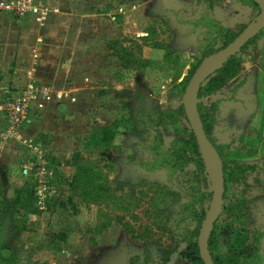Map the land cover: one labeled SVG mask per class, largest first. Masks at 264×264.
<instances>
[{
    "label": "rangeland",
    "instance_id": "374dc122",
    "mask_svg": "<svg viewBox=\"0 0 264 264\" xmlns=\"http://www.w3.org/2000/svg\"><path fill=\"white\" fill-rule=\"evenodd\" d=\"M84 2L89 14L80 23L86 26L80 35L91 38L92 53L85 59L75 57L90 64L91 70L86 84L76 80L70 86L81 108L74 145L47 158L29 146L33 141H28L34 139H17L19 130L14 133L7 123L0 125L1 158L11 152L16 165L15 173L0 179L1 193L13 198L23 188L19 218L33 230L14 232L9 244L20 264H191L181 256L195 240L196 223L188 215L187 204L211 195L206 207L212 214V183L198 165L189 162L181 170H171L148 148L157 127L162 141L159 152L164 158H174L176 132L185 133L190 127L186 112L179 109L184 78L218 26L237 34L255 25L261 10L251 0L79 3ZM221 44L219 40L216 47ZM238 56L243 67L239 76L202 97L206 104L217 101L219 105L209 134L213 144L223 147L225 160L252 167L239 180L226 182L225 196L243 208L241 215L233 213L229 219L224 215L215 226L219 245L225 240L240 244L238 235L247 243L254 233L264 232V35ZM172 113L176 120L169 117ZM112 123L115 136L105 153L101 129ZM135 130L141 136H135ZM75 153L80 154L81 172L94 178L74 192L69 183L77 175L76 166L71 165ZM38 156L43 158L38 165L50 164L60 176L56 196L65 207H56L51 214L33 205L31 186L25 183ZM64 228H71V233L63 252L56 254L47 235ZM259 255L264 264V235Z\"/></svg>",
    "mask_w": 264,
    "mask_h": 264
},
{
    "label": "trees",
    "instance_id": "16d2710c",
    "mask_svg": "<svg viewBox=\"0 0 264 264\" xmlns=\"http://www.w3.org/2000/svg\"><path fill=\"white\" fill-rule=\"evenodd\" d=\"M260 10L261 3L257 0H251ZM247 27H243L242 30L237 34H231L230 32L224 30L221 26L214 31V33L207 39L203 50L201 51L200 60L192 66L189 76L184 78L185 86L181 90L182 100L186 95V88L189 84L190 79L198 70L201 64H203L209 57L215 55L220 52L224 48H226L230 43H232L237 37L243 34L246 31ZM264 35V27L261 28L258 33L252 37L247 43H245L237 52L233 53L231 56L225 59H221L217 66H215L212 72L207 76V78L202 82V84L198 87L196 92V110L199 117V120L202 125V129L206 135V137L210 140L216 152L219 155L221 162V174H222V200L219 212L210 226L208 240H207V248L210 255V258L213 264H260L262 261V257L259 255V243L261 237L264 235L263 233H254L252 235V239L250 242L243 241L241 236L238 235V245L234 242H228L225 240L221 245H219L215 226L222 221L224 215L227 217L225 219H229L233 213L235 215H241L242 206H239L235 202L233 198H228L225 196L226 190V182L239 180V176L243 172H247L252 169V167L248 165H241L232 163L227 161L223 157V147L215 146L211 139L209 138V134L212 130L213 122L215 119V115L218 111V102H210L206 104L202 101V97L204 95L214 94L219 91L222 87L226 86L229 82L234 81L241 71L243 70L241 58L238 56L239 51L243 50L247 45L252 44L257 38ZM221 40V45L216 47L217 43ZM185 114V106L179 108ZM171 119L176 120L177 117L175 113L170 114ZM185 118L189 122L187 116ZM158 127L161 125L160 117L158 116ZM190 124V122H189ZM116 126L115 123L104 126L101 129V144L104 148V152L107 153L112 145V141L115 136ZM156 135L153 138V144L149 149L151 153L157 158L164 162H167L171 170L175 168H179L180 170L185 167L189 162L195 165H198L204 174L210 178L212 185V193L214 189V162L207 155L204 147L196 140L194 136V132L192 126L188 130H185V133L176 132L177 138L174 141V152L173 159L164 158L159 152L161 135L159 134V130L155 129ZM133 134L135 136H141V132L134 131ZM71 165L76 166L77 175L73 176L69 186L72 191H76L77 189H83L86 184L91 183L94 178L93 174H83L81 172V168L79 167L80 162V154L75 153L72 156ZM156 163V162H155ZM37 166L33 167V170L29 172V177L25 180V183L31 186L32 194V203L36 207L39 204L43 207V210L46 213L51 214L52 211L57 207L63 208L65 207V202L59 200L56 196L57 188L59 187L60 179L59 172L53 168L52 166H46L48 172H52L51 177L44 176L47 186V191L45 198L42 202L39 201L38 196L36 195L37 187H38V178L36 177ZM85 188V187H84ZM3 186L0 183V264H20L19 257L16 256L15 251L13 250V246L9 244V238H13V233H22V232H30L33 231L31 228L27 226V222L25 220H20L21 217V207L22 204V193L23 188H21L15 197L13 198H4L2 195ZM211 195H208L207 200L201 199L199 201H193L187 204L188 215L195 221L196 227L194 229V243L191 246H188L184 252H182L181 256L191 264H205L203 258L199 251L198 246V237L200 230L202 228L203 222L206 220L208 216V206L206 207V202L210 200ZM67 202L71 203L70 198H67ZM225 201H228L229 204L226 205ZM232 202V203H231ZM42 211V210H39ZM224 219V218H223ZM7 222H10V225H6ZM3 232L6 233V237L3 236ZM71 233V228H64L57 230L55 232H51L47 235V241L52 249V251L56 254H61L64 250V246L66 244L67 238Z\"/></svg>",
    "mask_w": 264,
    "mask_h": 264
},
{
    "label": "crops",
    "instance_id": "0c3cea01",
    "mask_svg": "<svg viewBox=\"0 0 264 264\" xmlns=\"http://www.w3.org/2000/svg\"><path fill=\"white\" fill-rule=\"evenodd\" d=\"M41 1L49 11L41 21L33 14L23 17L0 14V98L8 90L36 94L16 138L34 139L28 141H33L29 146L50 158L58 155V150L74 145L75 122L81 108L70 86L77 83L76 80L86 84L90 80L87 71L91 70L90 64L76 60L75 56L85 59L92 53V43L91 38L80 35L86 27L80 23L89 14L84 6L86 2ZM130 6L136 8V4ZM41 92L45 98H41ZM10 94L5 95L3 101ZM2 119L0 125L6 123L3 114ZM15 170L12 153L8 152L5 158H1L0 153V179Z\"/></svg>",
    "mask_w": 264,
    "mask_h": 264
},
{
    "label": "water",
    "instance_id": "95a60500",
    "mask_svg": "<svg viewBox=\"0 0 264 264\" xmlns=\"http://www.w3.org/2000/svg\"><path fill=\"white\" fill-rule=\"evenodd\" d=\"M261 3V15L257 23L250 28H247L246 31L237 37L232 43H230L226 48L216 53L215 55L209 57L203 64L200 65L198 70L192 76L189 81V84L186 88V95L184 96V101L182 102L185 106L186 116L192 126L194 136L196 140L204 147L207 155L214 162V189H213V204L214 210L212 214L208 213L206 220L203 222L202 228L198 237V246L200 254L203 258L205 264H213L208 248L207 240L212 222H214L221 205L222 200V174H221V162L218 153L213 147L210 140L206 137L201 122L199 120L196 102L193 103V100H196V92L198 87L202 82L207 78V76L212 72L213 68L218 65L221 59L228 58L233 53L237 52L245 43H247L252 37H254L258 31L264 27V0H257ZM197 101V100H196ZM195 105V113L192 111V106Z\"/></svg>",
    "mask_w": 264,
    "mask_h": 264
},
{
    "label": "built area",
    "instance_id": "2783aa9c",
    "mask_svg": "<svg viewBox=\"0 0 264 264\" xmlns=\"http://www.w3.org/2000/svg\"><path fill=\"white\" fill-rule=\"evenodd\" d=\"M122 10H120L121 12ZM48 7L41 0H0V14H11L15 17H23L27 14H33L37 16L38 20H43L48 14ZM115 17H113V20ZM44 93L41 92V98L44 97ZM37 98L36 94L31 91H18L11 93L8 98L4 101L1 106V112L4 115L5 121L11 132L16 133L23 123L27 120L29 109L32 101ZM36 151V150H35ZM41 155L40 151H37ZM43 159L42 156L36 158L37 173L36 177L38 178V187L36 195L39 198V201L45 198L47 186L44 176L51 177V173L47 171L44 165H38L39 160ZM23 174H27V171L24 169ZM42 174V179L39 176ZM39 188V189H38ZM38 191L41 192V195H38ZM43 196V199L41 197Z\"/></svg>",
    "mask_w": 264,
    "mask_h": 264
}]
</instances>
